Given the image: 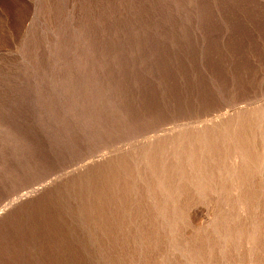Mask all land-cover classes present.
<instances>
[{
  "label": "rangeland",
  "instance_id": "obj_1",
  "mask_svg": "<svg viewBox=\"0 0 264 264\" xmlns=\"http://www.w3.org/2000/svg\"><path fill=\"white\" fill-rule=\"evenodd\" d=\"M0 264H264V0H0Z\"/></svg>",
  "mask_w": 264,
  "mask_h": 264
}]
</instances>
